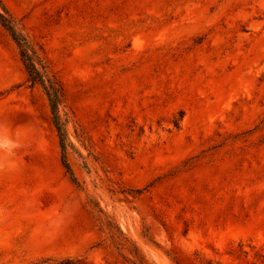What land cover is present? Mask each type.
<instances>
[{
	"label": "rangeland",
	"instance_id": "obj_1",
	"mask_svg": "<svg viewBox=\"0 0 264 264\" xmlns=\"http://www.w3.org/2000/svg\"><path fill=\"white\" fill-rule=\"evenodd\" d=\"M65 90L75 182L0 24V264H264V0H0Z\"/></svg>",
	"mask_w": 264,
	"mask_h": 264
},
{
	"label": "trees",
	"instance_id": "obj_2",
	"mask_svg": "<svg viewBox=\"0 0 264 264\" xmlns=\"http://www.w3.org/2000/svg\"><path fill=\"white\" fill-rule=\"evenodd\" d=\"M0 24L8 31L16 43L19 50L20 61L27 74V79L32 84L41 85L47 97L52 122L59 137L60 148L62 150V164L70 175L73 182L76 181L70 163L67 158V148L70 147L66 130V121H63L60 114V107L65 101V90L54 75L49 76L46 73V63L32 47L31 43L22 34L18 33L12 19L5 10L0 11Z\"/></svg>",
	"mask_w": 264,
	"mask_h": 264
}]
</instances>
